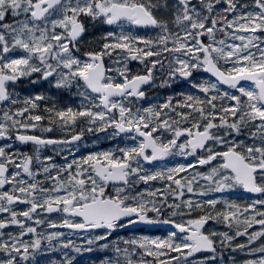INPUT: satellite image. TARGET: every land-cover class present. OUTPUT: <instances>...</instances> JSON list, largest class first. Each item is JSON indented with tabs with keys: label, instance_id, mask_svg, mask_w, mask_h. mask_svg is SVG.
Returning a JSON list of instances; mask_svg holds the SVG:
<instances>
[{
	"label": "snow or ice",
	"instance_id": "6c2138e0",
	"mask_svg": "<svg viewBox=\"0 0 264 264\" xmlns=\"http://www.w3.org/2000/svg\"><path fill=\"white\" fill-rule=\"evenodd\" d=\"M25 79L55 91L21 96ZM177 81L195 91L144 105ZM100 133L131 143L61 167L40 155ZM176 156L194 159L157 167ZM237 189L247 202L214 195ZM136 225L174 231L109 241ZM97 250L112 253L99 264H264V0H0V264Z\"/></svg>",
	"mask_w": 264,
	"mask_h": 264
},
{
	"label": "rangeland",
	"instance_id": "374dc122",
	"mask_svg": "<svg viewBox=\"0 0 264 264\" xmlns=\"http://www.w3.org/2000/svg\"><path fill=\"white\" fill-rule=\"evenodd\" d=\"M152 31H149V32H146L144 34H151ZM144 34H141V35H144ZM91 37L93 39H97L99 38V35L100 33L98 31H95L93 29H89V32H88V35L87 37ZM88 40H91V39H87ZM135 63V62H133ZM137 65V64H136ZM159 84V83H158ZM180 85H181V82L180 81H177L175 84H173L171 87H166V88H161V87H156L157 89V92L161 91L160 93H157L155 94L154 96H151V100L147 102V104L150 102V103H156V102H159V101H163L164 99H166L167 96L171 95V96H176L177 98H179V96L177 95L178 93L180 92H184V91H195L194 89H190V86L186 83L184 85L183 88H180ZM98 139V138H97ZM106 138L105 139H101L99 141H97L98 143H96V140H93L94 143L92 144H95V145H91L90 144V148H88V151L86 150L84 153H83V156H86L87 154L91 153V152H100V151H110V150H114L115 148H109V147H106ZM112 139H109L108 141H111ZM125 142L127 143H130V141H126L124 140ZM82 152V149L79 148V149H72V154L70 155L68 152H61L60 154H63V157H70L69 158V162L73 159V158H76V159H80L82 156L79 155L80 153ZM70 155V156H68ZM76 155V156H75ZM42 158L44 156H41ZM54 163V162H53ZM65 163V160H63V162L61 163H55L57 165V167H61L63 166ZM178 163H185L183 160L181 162H179V160L177 159H174L172 162L170 161V159H168L167 162H161L159 163V165H157V167H171V166H175L177 165ZM200 171H207V168L204 167V168H201ZM153 183H156V182H153ZM141 184L140 185V188H144L145 185ZM107 191H111V189L107 190ZM241 190L240 189H237L236 191L234 192H231V193H223V194H214L215 197L219 198L221 195L224 197V198H227V199H231V200H234V201H237V197H241ZM188 198V195L186 194L185 196V199ZM20 207V206H19ZM195 213V212H194ZM193 214V213H192ZM58 217V215H57ZM53 219H56L53 218ZM175 219H179V217H176ZM258 227V226H257ZM212 228H215L217 231H225L226 229L223 228L222 225H215V224H211V226L207 229V230H211ZM11 230V229H9ZM52 231H62L65 233V238H71L72 240H74L76 242V244L78 246L80 245H85L86 246V241L83 240V239H79L77 238V236H72V237H68V232L69 231H65V230H60V229H53ZM104 232H90V233H86V234H81V235H87V236H95V235H100V234H103ZM133 235L136 236V234H124V235H111L109 237V241H113V240H116L117 238H120V239H125V238H129V237H132ZM137 236H149L151 238H156L155 235H150L149 233H138ZM244 240V238H239V242H242ZM100 243H105L104 241H101ZM226 255L227 256H224L225 257V262L226 264H228V252L225 251ZM56 255L55 256V259H59V253H53V255ZM52 255V254H51ZM72 256L75 257V262L77 263H83V264H86L88 262H91V263H95V264H99V261L100 259H103V258H106V257H110L112 255L111 252H108V251H93L91 253H88V252H85L83 254H77V253H71ZM235 256L236 258V262L237 264H243V260L246 259L247 257L244 256L243 254H232ZM203 257V256H201ZM201 257H197L196 256V259H200ZM54 258V257H52ZM40 259V263L41 264H47V260L44 258V257H41L39 258Z\"/></svg>",
	"mask_w": 264,
	"mask_h": 264
},
{
	"label": "flooded vegetation",
	"instance_id": "af4514ba",
	"mask_svg": "<svg viewBox=\"0 0 264 264\" xmlns=\"http://www.w3.org/2000/svg\"><path fill=\"white\" fill-rule=\"evenodd\" d=\"M88 33L85 35V40L87 41V39H89V37H87ZM131 67L133 68V70L135 71L139 66L136 65V63H132L131 64ZM198 76L201 75V73L197 74ZM181 82V85H180V88H183L184 85L186 84V82H183V81H180ZM159 83V81H157V84ZM16 91L21 95V96H27V95H33V94H36V93H42V94H45V95H50V94H53L55 90L51 89L50 86L46 83V82H40V83H37V84H32L30 82V79H25V80H22V81H19L17 82L16 86ZM157 89L156 87L155 88H150L148 89V96H149V100H151V96H154L155 94L157 93H160L161 91L157 92ZM144 102V105L147 106V102ZM60 103L63 104V105H70V106H75L76 104H78V98H73L72 94H69V93H65L62 95V97L60 98ZM37 135H39L40 133L37 132L36 133ZM44 135H47V136H50V137H55V138H58L60 137L62 134L59 133V132H55V133H45ZM105 136L106 134L105 133H100L98 136L97 135H92V134H85L84 138L82 141L78 142L77 145H74L72 146V149H79L81 148L82 149V153H81V156H83V153L87 150L88 151V148H90V144L91 145H95V144H92L94 143L93 140H96V143H98L97 141L101 140V139H105ZM98 138V139H97ZM183 139V138H181ZM109 139L106 140V147H109V148H115L116 146H124L125 142L123 139L121 138H115V139H112L111 141H108ZM131 143V142H130ZM21 148V150L23 151H26V152H29L31 153L32 151V146L31 145H20L19 146ZM64 152H67V151H64ZM64 154V153H63ZM63 154H55L53 151H52V148H46V149H43L40 153L41 156H52V162L54 163H61L63 162L64 157H63ZM70 156V155H68ZM76 156V155H75ZM69 158L68 157V161H69ZM170 161L172 162L174 159H177L179 160V162H181L182 160L185 162V163H188L189 160H192L194 159L193 157H189L187 159H184L182 157H179V156H176V157H171L169 158ZM168 160L166 161H162V162H167ZM159 163L161 162H157V165H159ZM148 167H152V166H148ZM204 168V167H203ZM24 206L21 205L20 208H23ZM198 213L195 212L193 213V217H195ZM56 213H53L51 214V218H55L56 217ZM199 215V214H198ZM57 218V217H56ZM123 233H149L150 235H155V237H159V238H166L167 235H168V232H164V231H161V230H148L146 228H140V229H136V230H132V231H125Z\"/></svg>",
	"mask_w": 264,
	"mask_h": 264
},
{
	"label": "water",
	"instance_id": "95a60500",
	"mask_svg": "<svg viewBox=\"0 0 264 264\" xmlns=\"http://www.w3.org/2000/svg\"><path fill=\"white\" fill-rule=\"evenodd\" d=\"M204 74V73H203ZM207 76V74H205ZM139 227H148L150 229H161V230H174L171 228L170 225H136L134 228H139ZM99 231L104 230V229H97Z\"/></svg>",
	"mask_w": 264,
	"mask_h": 264
},
{
	"label": "trees",
	"instance_id": "16d2710c",
	"mask_svg": "<svg viewBox=\"0 0 264 264\" xmlns=\"http://www.w3.org/2000/svg\"><path fill=\"white\" fill-rule=\"evenodd\" d=\"M247 200H248V197L244 196V197H239L238 200H237V202L238 203H244V202H247ZM211 223L212 222H210L209 224H211ZM209 224H208V226H209ZM224 256H227V255L224 254ZM224 259H225V257H224ZM74 264H83V263H77V262H75ZM86 264H92V263L91 262H88Z\"/></svg>",
	"mask_w": 264,
	"mask_h": 264
}]
</instances>
